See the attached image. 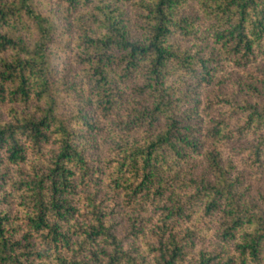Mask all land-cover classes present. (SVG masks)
Segmentation results:
<instances>
[{"label": "trees", "instance_id": "obj_1", "mask_svg": "<svg viewBox=\"0 0 264 264\" xmlns=\"http://www.w3.org/2000/svg\"><path fill=\"white\" fill-rule=\"evenodd\" d=\"M258 86L264 0H0V264H264Z\"/></svg>", "mask_w": 264, "mask_h": 264}, {"label": "rangeland", "instance_id": "obj_2", "mask_svg": "<svg viewBox=\"0 0 264 264\" xmlns=\"http://www.w3.org/2000/svg\"><path fill=\"white\" fill-rule=\"evenodd\" d=\"M63 13V9L62 8H59V11L58 13ZM64 15V14H62ZM61 15V16H62ZM133 19V16H132V12L130 13V20L132 21ZM68 22L70 23L71 22V19L68 18ZM65 23V21H64ZM72 29V27H71ZM66 36H64L65 38ZM60 41L62 42V39H60ZM203 46L205 48V50H209L211 49V44H206V43H203ZM61 49V48H59ZM54 54H56L55 56H53V61L55 62V65L58 66L59 68L61 67H64V62L67 60L66 58H64V51L63 50H58L56 52H54ZM227 67L229 68L230 67V70L232 69L231 65H227ZM234 76L237 75V73H233ZM240 83H241V86H243L244 84V80H240ZM258 88L261 90V93L264 94V88L263 86H258ZM229 89V88H228ZM231 89V88H230ZM7 108V105L6 104H2L0 105V112H4ZM250 182H252V186L255 187L256 186V182L254 181V179H249ZM119 219V222L122 221V216H120Z\"/></svg>", "mask_w": 264, "mask_h": 264}]
</instances>
